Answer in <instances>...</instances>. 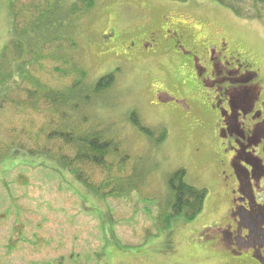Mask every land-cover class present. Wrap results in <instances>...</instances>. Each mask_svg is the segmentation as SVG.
I'll list each match as a JSON object with an SVG mask.
<instances>
[{"label":"rangeland","instance_id":"rangeland-1","mask_svg":"<svg viewBox=\"0 0 264 264\" xmlns=\"http://www.w3.org/2000/svg\"><path fill=\"white\" fill-rule=\"evenodd\" d=\"M56 5L54 16L68 11L65 19L52 27L44 22L35 35L29 32L26 40L47 42L39 50L25 48L24 55L36 54L32 74L59 89L70 77L59 75L56 66L67 70L74 64L90 85L115 71L112 86L91 95L88 109L93 122L101 123L96 129L106 128L120 152L107 157L109 169L92 165L86 172L107 188L128 178L131 186L120 195L98 197L52 156L11 148L9 135L15 132L28 143L37 135L43 138L46 114L7 106L0 111V264H229L217 245L208 244L215 232H203L226 210L212 211L226 201L216 202V180L210 175L219 143L199 126L202 114L187 116L180 105L188 93L174 86L180 80L174 61L157 52L133 55L127 47L130 41L141 43L156 26L172 25L189 42L225 41L264 75V8L257 17H243L215 0H0V56L2 47L16 39L13 19L17 31L28 29ZM9 10L16 16L10 18ZM104 32L118 37L105 45ZM59 57L72 64L61 65ZM155 86L167 96H160L165 98L160 105ZM132 111L165 138L155 144L139 133L129 121ZM179 168L189 184L207 191L197 220L187 221L188 230L181 216L163 221L171 196L168 176ZM218 194L226 193L221 187Z\"/></svg>","mask_w":264,"mask_h":264},{"label":"flooded vegetation","instance_id":"flooded-vegetation-1","mask_svg":"<svg viewBox=\"0 0 264 264\" xmlns=\"http://www.w3.org/2000/svg\"><path fill=\"white\" fill-rule=\"evenodd\" d=\"M171 27L156 26L141 43L130 41L127 50L133 55L157 52L174 61L180 78L174 86L188 93L179 99L180 105L187 116L202 114L199 126L219 143L210 175L216 180V202L226 201L212 211L226 210L215 225L203 230L217 235L209 246L217 245L229 264H264V75L259 65L229 50L225 41L189 42ZM114 32L101 34L105 45L118 37ZM155 88L154 99L160 105L165 99L160 96H167L164 89ZM221 187L223 197L218 194ZM181 217L188 230L185 213Z\"/></svg>","mask_w":264,"mask_h":264},{"label":"trees","instance_id":"trees-1","mask_svg":"<svg viewBox=\"0 0 264 264\" xmlns=\"http://www.w3.org/2000/svg\"><path fill=\"white\" fill-rule=\"evenodd\" d=\"M215 1L243 17H257L260 15V8H264V0ZM57 7L56 5L43 13L28 29L17 31L13 19L12 30L17 34L16 39L4 45L1 49L0 111L9 106L14 111L20 109L22 113L25 111L35 115L39 113L46 114V120L41 129L43 138L37 135L33 142L28 143L22 141L21 131L20 133L15 132L9 135L11 136L9 145L15 150L22 149L30 154L44 153L52 156V159L60 161L62 167L69 174L76 177L79 180L78 182L84 184L88 193H95L96 196L102 198L114 194L120 195L124 190H129V186H131L129 178L124 182L118 180L117 188L114 185L112 188H107L106 183H93L91 174L86 172V169L92 165L109 169L106 166L111 164L108 163L107 157L117 156L120 152L119 145L112 144V141L107 137L106 128L104 130L96 129L101 128V123L99 121L93 122L94 117L90 115L88 109L93 104L92 98H90L91 95L98 97L112 86L115 80V71L100 76L90 85L86 82L84 72L77 70L74 64L73 68L67 70L56 66L54 70L59 75L70 77L63 80V86L59 89L41 83L32 74L31 64L36 62V54L30 55L31 58L24 55L25 48L39 50L42 44L47 42L42 41L39 44V42L32 43L26 40V36H32L29 32L35 35L41 31L44 22L49 23V27H52L57 25V22L60 23L65 19L68 11L67 13L63 11L65 15L55 14L54 16ZM9 13L11 14L10 18L12 14H15L11 10H9ZM9 54L12 55L11 62L7 59ZM58 60L63 66L69 63L72 64L70 60L63 57H59ZM86 87L90 89H86ZM129 121L139 133L155 144H159L165 138L164 132L157 131V129L145 124L135 111L131 112ZM90 123L96 125L95 129L88 130L87 127ZM55 145L59 146L58 150H54L56 149ZM185 178L184 168H179L168 176L167 183L171 196L167 204L168 212H164L163 215L165 223H169L170 220L178 218L183 213L186 216L185 220L191 221L202 210L207 194L206 189L189 184ZM124 183H126V187H124ZM55 264H58V262H55Z\"/></svg>","mask_w":264,"mask_h":264}]
</instances>
